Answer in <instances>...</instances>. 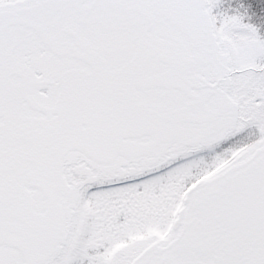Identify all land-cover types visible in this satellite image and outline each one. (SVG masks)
Returning <instances> with one entry per match:
<instances>
[{"label": "snow or ice", "instance_id": "obj_1", "mask_svg": "<svg viewBox=\"0 0 264 264\" xmlns=\"http://www.w3.org/2000/svg\"><path fill=\"white\" fill-rule=\"evenodd\" d=\"M0 264H264V0H0Z\"/></svg>", "mask_w": 264, "mask_h": 264}]
</instances>
